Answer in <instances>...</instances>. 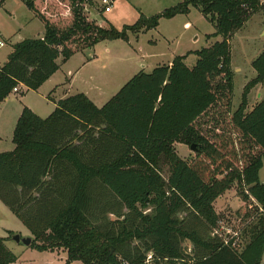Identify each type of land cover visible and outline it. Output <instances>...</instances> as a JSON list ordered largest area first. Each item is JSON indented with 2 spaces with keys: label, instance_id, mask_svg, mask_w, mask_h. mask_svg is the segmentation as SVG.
Wrapping results in <instances>:
<instances>
[{
  "label": "trees",
  "instance_id": "1",
  "mask_svg": "<svg viewBox=\"0 0 264 264\" xmlns=\"http://www.w3.org/2000/svg\"><path fill=\"white\" fill-rule=\"evenodd\" d=\"M21 1L45 34L12 46L0 65V105L15 89L39 90L60 69L59 59L66 63L104 41L129 43L130 35L189 15L191 7L215 25L207 39L222 38L194 52L192 69L186 55L139 72L102 108L85 94L52 99L56 109L46 119L24 107L14 150L0 153V201L31 232L29 247L64 249L66 264H144L147 253H153L154 264H262L264 99L247 112V97L264 84V51L252 63L256 79L232 113L230 48L233 34L264 9L261 1L183 0L150 18L141 15L122 30L104 19L89 20L85 7L92 0H68L72 22L63 28L53 20L56 7H49L60 0ZM176 144L195 145V158L183 160ZM232 189L243 202L237 211L240 236L249 235L243 247L239 235L223 238L216 232L214 204ZM109 215L123 218L117 233L100 224ZM129 218L139 222L132 230L125 226ZM6 241L0 237V264H14L17 257ZM186 241L195 253L188 263L181 248ZM133 242L140 245L131 252Z\"/></svg>",
  "mask_w": 264,
  "mask_h": 264
},
{
  "label": "rangeland",
  "instance_id": "2",
  "mask_svg": "<svg viewBox=\"0 0 264 264\" xmlns=\"http://www.w3.org/2000/svg\"><path fill=\"white\" fill-rule=\"evenodd\" d=\"M36 1L47 5L48 0ZM100 1L92 0L91 5H86L85 12L88 19L97 22L104 19L118 30H122L124 26L134 25L141 15L150 18L177 6L183 0H115L112 10L107 13L102 11ZM260 1L264 5V0ZM66 5H69L68 0H60L54 6L49 2V7H56L58 10L53 13V20L62 28L69 26L72 22V17L67 12ZM33 16V12L21 0H7L5 3L0 4V42L5 44L0 52L2 57L12 49L10 40L16 43L23 40V38H37L41 34L40 32L44 30V26L37 20V25L38 23L40 25L39 29L32 25L25 28L22 34L14 36L19 26L28 25ZM214 33H216L215 25L200 10L191 7L189 15H178L170 20L162 19L157 29L141 33L139 36L130 35L129 43L123 40L101 42L92 49L80 52L81 54L77 53L79 55L66 66V71L76 70L82 63H86L70 86L55 85L56 82L58 84L66 83L63 72H59L53 78V90L50 89L53 84H49L43 86L37 92L27 90L20 92L19 90L18 93H13L10 103L6 105V107H9V116L11 118L17 116L23 102L25 105L36 108L45 118L53 112L54 107L51 103L53 98L59 100L77 94H85L98 108H102L130 79L141 71L150 73L157 66L170 64L177 56L186 55H188L185 59L186 66L190 69L194 68L198 61V57L194 52L209 48L214 43L222 40L221 37L207 39L208 35ZM230 48L233 81L231 105L232 113H234L242 103L245 87L257 77L252 63L264 51V9L254 13L244 27L233 34L230 39ZM60 60L62 61V59ZM68 91L69 93H66ZM50 94L51 97L48 99ZM263 99L264 84H258L248 94L247 112L252 111L256 104ZM12 131L13 125L10 127L5 126L4 134L6 137L3 142L5 148H9ZM10 146L12 149L13 144ZM175 150L178 156L186 161H190L196 156L190 146L176 144ZM262 175L264 179V169ZM163 176L168 179L167 169L164 170ZM251 203L254 204L252 201ZM242 206L243 202L238 198L235 189L227 191L214 204L215 211L220 219L216 232L223 238L231 237L232 239L237 238V235H239L238 243L241 247L249 241L248 234L240 236L241 223L237 217V211ZM147 212H150V210L145 213ZM123 213L127 214L128 212L124 209ZM184 216L182 215V217ZM118 220L121 222L123 218L119 219L115 215H109L106 219L101 217L100 224L109 225L113 230L112 232L117 233L121 230V226L117 224ZM138 224V221L133 223L132 218H129V222H126L125 226L132 230ZM20 225H22L20 220L0 201V226L14 229ZM9 233H12L13 236L17 234L8 232L7 240L13 241ZM21 236V238H26L24 235ZM139 245L138 242H133L129 249L133 252ZM181 248L188 257L184 262L188 263L189 259L195 255L194 248L188 241L182 243ZM65 253L67 252L65 251ZM48 254L51 253L36 257L37 253L30 254V252H27L23 257L24 260H36L35 264H66L67 262V259L64 261L62 253L59 255L52 253V256H48ZM150 257H153V253H147L144 264H154L153 258L150 259ZM71 264L83 263L73 262Z\"/></svg>",
  "mask_w": 264,
  "mask_h": 264
},
{
  "label": "crops",
  "instance_id": "3",
  "mask_svg": "<svg viewBox=\"0 0 264 264\" xmlns=\"http://www.w3.org/2000/svg\"><path fill=\"white\" fill-rule=\"evenodd\" d=\"M7 1V0H6ZM5 1V2H6ZM4 2V3H5ZM36 22V23H35ZM40 22V21H39ZM28 25H24V26H19V28L17 29V31L15 32L14 36H18L20 34L23 33V30L27 27H30L32 25H34L36 28H40V25L38 27L37 25V19L33 16L29 22ZM41 34L37 37V38H34V39H40V38H43L44 34H45V28L44 30H41L40 32ZM10 39V38H9ZM25 39L23 38V40L19 41V42H12L11 41V46L17 44V43H20L22 41H24ZM1 44V42H0ZM4 44V43H3ZM5 45V44H4ZM4 45L1 46L0 45V52L2 50V48H4ZM12 52V49L11 51L6 54V55H3V57L0 55V65H3L4 63H6V61L8 60V57L9 55L11 54ZM81 54V53H80ZM79 54H75L74 56H72L66 63H62V61L59 59L58 63L60 65V69L48 80L46 81L42 86H47L49 84H53V78H55V76L59 73V72H63L64 76H65V80H66V83H61V84H58L56 82L55 85H58V86H61V85H67V86H70L72 84V81L73 79L75 78V76H77L81 71L82 69L85 67L86 63H82L79 68H77L76 70H68L66 71V66L71 62L72 59L76 58V56H78ZM171 62V61H170ZM65 70V71H64ZM53 87H54V84L51 86V90H53ZM70 88V87H69ZM23 88H20V92H22ZM55 90V89H54ZM39 91V90H37ZM36 91V92H37ZM66 91H67V88H66ZM15 93V92H14ZM51 93V92H50ZM66 93H69L66 92ZM51 97V94L50 96ZM10 99H11V96L6 99L1 105H0V153H3V152H8V151H13L14 148H15V145L13 143V135H14V130L16 128V125H17V122L22 114V111L24 109V107H28L29 109H31L37 116H39L40 118L42 119H46L48 118L56 109V105L53 101H51L54 109L52 110L53 112L50 113V115L48 117H45L43 118L42 114H40L38 112V110L36 108H33L31 106H28V105H25L23 102H22V106H21V110L19 112H17V116H12V118L9 116V107H6V105H8L10 103ZM49 99V98H48ZM62 98H60L59 100H61ZM53 100L55 102H57L58 100H55L53 98ZM14 117V118H13ZM11 125H13V131H12V140L9 141V148H5L3 142H4V138L6 137L5 134H4V129H5V126H8L10 127ZM9 134H10V131H9ZM3 144V145H2ZM11 144H13V148L11 149ZM264 169V168H263ZM263 169L260 171V181L262 183H264V179L262 178V174H263ZM26 227L22 224L20 225L18 228H14V229H10V228H6V227H3V226H0V237L2 238H5L7 239L8 238V232H13L14 234H18L20 237H22L21 235H24V237L26 238H33L31 232L26 228ZM25 233V234H23ZM7 248L17 257V260L14 264H25V263H28V264H35V261L34 259H29V260H24L25 258L23 257L27 252H30V254H33L34 252L37 253L38 255H35L36 257L38 256H44V254L46 253H51V254H48V256H52L54 254H60L62 253L64 255V261H66L67 259V253H65L64 250H55L54 252H50V251H47V252H38L34 249H31L30 247H26L25 245H22V243L20 244H16L15 242L11 241V240H7L5 242ZM262 264H264V256H263V260H262Z\"/></svg>",
  "mask_w": 264,
  "mask_h": 264
},
{
  "label": "water",
  "instance_id": "4",
  "mask_svg": "<svg viewBox=\"0 0 264 264\" xmlns=\"http://www.w3.org/2000/svg\"><path fill=\"white\" fill-rule=\"evenodd\" d=\"M191 150L194 151L195 153L198 151V148L195 145H192ZM12 240L16 243V244H20L22 243L23 245H25L26 247H29L32 243V239L31 238H21L18 234L12 236Z\"/></svg>",
  "mask_w": 264,
  "mask_h": 264
},
{
  "label": "built area",
  "instance_id": "5",
  "mask_svg": "<svg viewBox=\"0 0 264 264\" xmlns=\"http://www.w3.org/2000/svg\"><path fill=\"white\" fill-rule=\"evenodd\" d=\"M114 2H115V0H101L100 4H101V7H102V11L104 13L110 12L112 10ZM0 45L3 46L4 44L1 43ZM17 91H18L17 89L14 90V92H17ZM150 259H152V257H150Z\"/></svg>",
  "mask_w": 264,
  "mask_h": 264
}]
</instances>
